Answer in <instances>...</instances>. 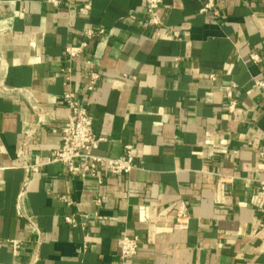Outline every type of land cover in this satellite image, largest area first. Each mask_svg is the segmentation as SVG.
Wrapping results in <instances>:
<instances>
[{
    "label": "crops",
    "instance_id": "0c3cea01",
    "mask_svg": "<svg viewBox=\"0 0 264 264\" xmlns=\"http://www.w3.org/2000/svg\"><path fill=\"white\" fill-rule=\"evenodd\" d=\"M204 2L163 0L154 26L144 0L0 1V80L15 89L0 91V264H264V90L252 85L264 82V0H214L215 13L200 12ZM89 28L104 32L68 59ZM88 58L100 79L85 95ZM68 69L106 139L93 152L118 157L131 144L128 174L102 169L97 184L47 162L61 144ZM25 160L42 164L25 197L42 244L13 256L9 239L33 244L16 215ZM69 212L85 229L64 221ZM124 234L139 245L121 260Z\"/></svg>",
    "mask_w": 264,
    "mask_h": 264
},
{
    "label": "built area",
    "instance_id": "2783aa9c",
    "mask_svg": "<svg viewBox=\"0 0 264 264\" xmlns=\"http://www.w3.org/2000/svg\"><path fill=\"white\" fill-rule=\"evenodd\" d=\"M1 2H8L14 5L16 0H0ZM53 6H60L62 0H45ZM163 0H144V12L147 15V23L149 25L159 26L161 20L155 15V11L161 7ZM214 0H205L200 12L206 13L214 10ZM104 30L100 29H86L84 32L85 39L77 45L66 46L64 51L68 59H74L82 56L87 48L90 39L102 34ZM170 38H178L179 34L176 30L167 33ZM1 56V55H0ZM252 60L257 61L256 54L251 55ZM1 59V58H0ZM2 61V60H0ZM87 63V84L85 86V95L94 90L97 82L100 79V69L90 59H86ZM71 70H66L64 76V84L68 87L63 93V100L67 107V113L58 132L61 137L60 146L51 152L48 158V163H59L63 166L65 171L73 176H77L82 180H92L97 184L103 182L102 169H105L109 174L118 176L125 175L137 167L133 156V146L129 143L124 144V153L118 157H110L98 155L93 152L100 142L106 140L102 136L95 135L93 131V116L89 111L90 102L86 97H79L75 90L71 87ZM209 78L216 79L215 73H210ZM252 85L259 90H264V82L260 79H252ZM15 89L7 87L3 81L0 80V91H13ZM23 95L31 108L37 115H41L42 109L38 106L37 100L28 92L23 91ZM226 97L228 99L227 110L233 112L236 108V100L232 96L231 91H227ZM42 164L33 163L25 160L21 166L24 171V177L21 187L16 197V215L26 221L33 244L20 239H9L8 242L12 249L13 256H18L22 250L32 247L36 250L42 244L41 230L34 221V219L27 213L25 208V197L30 191L31 185L36 175L41 171ZM261 192H264V184L261 186ZM105 196L97 195L94 198L96 206H101ZM60 199L67 205L71 206L72 201L67 195H61ZM186 214L180 210L177 219L176 227L184 226V217ZM64 221L70 226L86 227V222L81 219L79 215L74 212H69L63 215ZM32 243V242H31ZM138 237L122 235L119 258L121 260L130 258L137 253ZM38 254L34 253L33 261H36Z\"/></svg>",
    "mask_w": 264,
    "mask_h": 264
}]
</instances>
